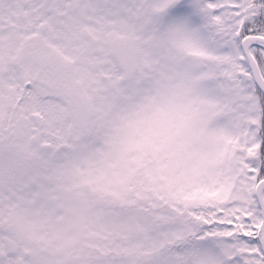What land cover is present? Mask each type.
I'll list each match as a JSON object with an SVG mask.
<instances>
[{"label":"snow or ice","instance_id":"obj_1","mask_svg":"<svg viewBox=\"0 0 264 264\" xmlns=\"http://www.w3.org/2000/svg\"><path fill=\"white\" fill-rule=\"evenodd\" d=\"M0 264H264V0H0Z\"/></svg>","mask_w":264,"mask_h":264}]
</instances>
